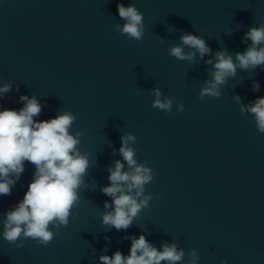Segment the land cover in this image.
Returning a JSON list of instances; mask_svg holds the SVG:
<instances>
[{
	"label": "clouds",
	"instance_id": "1",
	"mask_svg": "<svg viewBox=\"0 0 264 264\" xmlns=\"http://www.w3.org/2000/svg\"><path fill=\"white\" fill-rule=\"evenodd\" d=\"M117 11L124 23H114L113 30L129 40L141 41L145 34L143 13L134 3L127 7L117 3ZM160 40L163 42L165 39ZM178 40V43L167 48V54L179 61L193 64L197 62V54L200 60H204L207 55L212 56L204 60L205 65H211V70H207L208 78L198 93L201 101L205 97L220 98L222 86H226L229 79L236 78L238 69H264V22L259 26H251L244 33L242 43L248 46L243 52L234 55L226 48L213 52L200 35L182 33ZM14 83L10 80L0 85V99L12 91ZM251 87L253 91H259L260 84L253 80ZM16 91H19V86H16ZM148 92L154 97L152 108L175 114V97L164 95L159 86ZM232 98L241 114H251L256 130L264 134V97H258L248 104L242 103L239 95ZM19 101L23 103L19 110H0V196L11 194L25 171V162L34 166V173L23 199L0 220V235L15 248H23L27 240L46 247L62 228L68 226L73 209L81 202V192L87 189L85 177L92 167L90 154L80 148L84 132H72L77 121L72 111L60 110L54 118L37 120L44 106L41 101L35 95H20ZM175 107L177 113L185 111L183 101L177 102ZM120 141L118 154L122 159L114 160L106 168L110 183L100 187V192L110 197L111 203L107 200L104 202L100 215L101 223L107 229L126 231L142 210L151 207L154 194L146 190V185L154 181L155 173L147 161L138 162L137 149L133 147L137 141L134 134L124 132ZM116 151L113 148L114 154ZM161 195L157 193L155 198ZM124 239L131 240L128 255L119 250L111 256L102 254L99 256L100 264H198L200 259L196 249L186 253L178 247L175 239L171 243L161 241L159 248L143 234L138 237L125 236ZM105 240L111 242L110 237L106 236ZM103 251L107 252V247ZM95 252L93 249V255ZM220 264H227V261L221 260Z\"/></svg>",
	"mask_w": 264,
	"mask_h": 264
}]
</instances>
